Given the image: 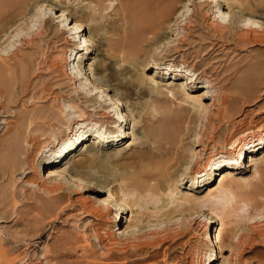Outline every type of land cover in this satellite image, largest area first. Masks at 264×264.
Listing matches in <instances>:
<instances>
[{
  "label": "rangeland",
  "instance_id": "1",
  "mask_svg": "<svg viewBox=\"0 0 264 264\" xmlns=\"http://www.w3.org/2000/svg\"><path fill=\"white\" fill-rule=\"evenodd\" d=\"M200 1L172 0L175 13L164 23L162 32L167 39L157 46L159 49L155 48L160 65L146 72L154 76L156 68H160V75L166 74L158 81L165 85L182 83L191 95H213V99L203 101L211 106L209 114L199 119L195 109L187 104L175 107L165 92L157 97L150 86L144 88V83L142 90L130 88L144 77L139 70L147 55L145 48H140L130 56L132 64L122 61L120 40L131 28L124 12L127 0H0V67L5 65L12 72L11 100L4 98L0 91V264H204L205 261L209 264L207 233L209 231L213 239L215 231L221 228L220 222L211 229L206 228L204 219L213 217L211 212L196 207L190 211L194 213L193 219L185 216L168 227L152 224L135 234L124 235L122 231L127 227L130 214L125 213L121 221H115L116 209L108 212L95 199L85 197L82 191L90 183L103 189L102 194L89 193L90 196L111 195L110 200L121 205L127 199L128 178L143 170L137 167L141 162L137 154L154 145H168V141L164 142L166 137L174 138L176 174L182 164L191 166L194 174H198L211 158L227 151L234 143L242 142L250 132L264 130V0H239L253 17L248 14L241 17L237 5L229 8L224 0H220L225 2L221 10L216 7L211 10L210 5ZM63 10L68 17L72 15L64 26L79 20L86 27L84 36L104 44L101 54L90 55L74 48L77 45L69 42L70 35L60 31L58 22L62 18L56 19ZM81 10L83 18H74ZM91 13L99 19L100 31L90 30L95 23L87 21L86 15ZM214 17H219L218 21ZM48 18L53 29L47 26ZM239 25L251 29L246 26L245 30L236 31L241 38L236 40L237 44L215 47L221 36H229L230 28ZM253 25H259L260 29L252 28ZM94 62L101 67V74L109 72L119 80L118 84L129 90L127 98L114 107L117 112L129 113L133 118L125 127L132 135L125 139L121 135L115 147L104 145L99 152H82L83 144L90 141L87 144L90 145L96 140L91 132L90 138L84 136L80 140L83 144L67 155L65 162L48 166L50 162L45 155L51 156L54 152H48L51 138L57 141L55 150L58 151V141L67 138L71 129L76 132L82 127L85 133L116 123L108 117L102 103L87 99L91 96L90 87L74 82L75 85L70 76L71 73L86 79L87 76L79 75L80 71L89 75ZM174 72L180 73L178 78ZM204 72L214 79L211 92L205 88ZM200 74L201 79L194 84ZM188 75L192 83L186 86ZM67 96L73 97L75 103ZM93 104H97L98 109ZM168 107L174 112L171 117L163 112ZM92 109L100 110V114L108 118L98 119ZM153 112L160 116L159 123ZM97 122L100 126L96 127ZM53 123L58 126L54 128ZM133 132L144 136L143 144L133 137ZM252 152V146H246L235 161V167L243 168L241 177L251 183V187H241L242 192L233 186L239 203L244 199L240 192L251 191L256 196H249V200L245 197L252 205L248 211L251 218L243 223L248 215L242 214V220L238 216L228 220V224L233 223V227L229 226L235 228L237 239L232 242L234 255L223 252V258L228 261L225 264H229V260L234 264H264V210L260 209L264 207V145L261 150ZM235 155H230V159L234 160ZM69 160L75 163V174L84 179L83 184L69 187L62 176L45 180L48 171L59 170ZM256 170L258 176L254 174ZM216 171L217 175L212 176L207 186L196 190L208 178L199 179V184L190 179L180 188L181 194L202 199L208 193V186L219 184L220 174L232 172L234 168L222 166ZM214 254L219 255L216 246ZM213 264L224 262L219 258Z\"/></svg>",
  "mask_w": 264,
  "mask_h": 264
},
{
  "label": "bare ground",
  "instance_id": "2",
  "mask_svg": "<svg viewBox=\"0 0 264 264\" xmlns=\"http://www.w3.org/2000/svg\"><path fill=\"white\" fill-rule=\"evenodd\" d=\"M224 1L229 4L228 5L229 8L233 7V5H237L236 8H238V14L241 17L244 15L247 16V14L248 16L249 15L252 16L251 14H249L251 12L247 10V7H245L241 1L239 0H224ZM171 3H172V0H127L126 2L127 6L125 7L124 12H125V16L127 17V21L131 25V28L128 29L124 38L120 40L121 43L119 45L120 46L119 48L121 49L122 47L121 53L123 54L121 58L123 62L128 63L130 65L132 64V62L130 61L129 58L131 55H133L132 53L139 51L140 48H145L147 58L145 60V63L140 64V70H139L140 76L144 75V77L142 78L139 77L141 80L137 78L136 79L137 81L140 80L139 83L135 80L137 84L133 83L134 84L133 87L130 86V88L135 87L136 89L138 88L142 90L143 89L142 83H144L143 85L144 88L146 89L147 88L146 86L148 87L150 86V89L153 90L156 96L157 94H162L163 92H165L166 97H168L172 101L175 107L177 108L184 107L187 104V107H192V109H195L196 117L198 116L200 119L202 116H207L209 114V110L211 107V106L210 107L207 106L205 102L203 101L206 99H213L214 98L213 95L211 96L191 95L186 92V88L184 87V84L182 83L174 84L173 82L171 84L168 83V85H165V83L158 81L159 79L162 80L164 75L166 74L164 72L162 73V76H161L160 75L161 73L159 72L160 68H156L155 70L156 73L154 76H150L148 74L146 75V72H149L155 69V67H159L160 65L159 54L157 53L158 51L157 49H159V47L157 48V46H159L162 42L165 41V39H167V37H165L164 33L162 32H163L164 23L167 21V19H169V17L173 13H175L174 6H172L173 3L172 4ZM200 3L205 4V5H210L211 10L213 9V7H216L217 10H219L221 6H223L222 1L220 0H201ZM81 14H83L82 10L78 14H75L73 17L75 18V16H78V18L79 17L83 18ZM67 15L68 14H66L65 10H63L60 16H58L56 19L62 18L60 22H58L60 25L59 26L60 31L70 35L69 42H71V44L77 45L74 48L79 51L85 50L86 54H90V55L92 53L95 54V52L97 55L101 54L103 52L102 47L104 46V44L101 41H97V42L91 41L89 39L90 37L84 36L82 33L85 31L86 27H83V25L79 22V20H75L72 23L64 26V24L68 23L69 18L70 17L72 18V15L70 16L69 14L70 17H68ZM222 16L226 17V14L223 13ZM86 19L87 21H90L91 23H95L92 25L90 30H93V31L101 30V26L97 25V22L99 19L96 18L95 15H93L92 13L89 15H86ZM214 19H216L215 21H218L219 17H214ZM46 22H47V26L50 27V29H53V27L51 26L52 24L50 25L51 19L48 18ZM243 22L245 23V19L243 20ZM243 22H238V23H243ZM246 22H247V19H246ZM249 23H251V20H249ZM226 25L229 28L228 24ZM246 26L247 25H245V27ZM254 26H257V29H260L258 28L259 25H253L252 28ZM245 27L240 26V25L234 26V27L232 26V28H230L231 33L229 34V36H226L225 34L219 38V42L217 43L218 44L220 43V45L221 44L222 45L219 46L218 44H216L215 47L217 46V48L219 47L221 48L223 46H226L227 44H233V45L237 44L236 40L238 39L241 40V38L237 36L236 31L239 28L244 29ZM155 48L157 49L155 50ZM109 49L115 50L114 47H110ZM67 50L69 51L70 49H67ZM92 66H94V69L90 70L89 75L83 74V70L80 71L79 75L87 76L86 79L80 76L75 77L71 73H70V76L72 77L73 83L75 82L76 84H79L81 87L82 86L90 87L91 91L90 93L89 92L88 93L91 96H88L87 99H91V102L99 101L98 103H102L103 108L106 109L107 111L106 113L109 115L107 116L110 117L112 120H116V123L111 127L102 129L101 126L99 125V122H97L95 123V126L96 127L100 126V128L98 127V130L93 131L92 130L93 128H92L91 131H87L85 133H83L82 127H80L76 132L71 129L69 133H67V138H65L62 141H58V144L60 145L58 151L55 150L57 147L55 146L57 141H54L51 138L50 146H49V148L51 147V149L48 152H51L52 150H54V152H53V155L51 156H47V154L45 155V158H47V160H49L50 162L48 166L55 165V164L61 165V163L65 162L67 155L76 151L74 149L75 148L77 149L79 146L83 144V142L80 140L83 139L84 136L89 137V135H91V132L92 134L93 133L95 134L94 136L96 140H94V142H92L90 145H87L90 143V141H88L86 144H83L85 148L82 152H90V151L99 152L98 149H100L101 147H103L104 149L105 148L104 145L105 146L107 145L106 148L114 146L115 145L114 143H117L120 140L121 135H124V139L132 135L131 133L126 131L128 129H126L125 127L128 121L129 122L131 120L133 121V118L131 117V115H129V113L123 114L121 111H118V112L116 111V107H117L116 105H118V102H122V100L127 98L126 94L128 93L129 90H127V88L124 89L123 88L124 85L122 86L121 83L118 84L119 80L117 81V79L111 77L109 72L105 71L104 74H101L100 73L101 67L99 68V65L96 64L95 62ZM167 74H171V73L167 72ZM173 74L175 75V78H178V76L180 75V73L178 72H174ZM11 76H12V72L9 69V67L7 68V66L5 65L0 67V91L2 92L4 98H6L7 100H11L12 98ZM188 76L189 77L186 78V86L192 83L191 76L190 75ZM200 76L201 74L194 80V84L198 83L197 80L201 79ZM202 78H204V80H206L207 82L206 84L207 86L205 87L206 89L210 91L211 89L214 88L211 86L214 83V79L212 76L207 75L205 73L202 76ZM60 79L62 80V78ZM83 81L85 82L83 83ZM100 84L101 86H98ZM162 87H164V90L162 89ZM80 93L81 92H79L78 94ZM107 93H111L112 95H109ZM100 94L101 96H99ZM85 95L87 96L88 94H85ZM97 96L98 98H96ZM67 98L72 104L75 103V101L72 100L73 97L70 98L67 96ZM101 98L105 99L104 102L101 100ZM212 105H214V103ZM93 107L97 108V104L95 105L93 104ZM158 108L155 107L156 110ZM168 108H167L168 111L167 110L163 111V112H166V114H168L167 117H169L170 114L174 113V112L172 113V111H170V108L169 109ZM97 109L96 110L92 109L91 112H96L95 114L97 115L98 119L104 121L105 119L108 118L106 115L100 114L101 111L100 110L97 111ZM158 110L161 111V109H158ZM81 117L84 118L85 115H82ZM152 117H153V114H152ZM154 118L156 122L158 123L161 120L160 116L157 114H155ZM80 121H84V120L81 119ZM46 122L48 123L50 121H46ZM57 126H58L57 124L56 125L54 124L53 127L55 128ZM32 130H34V125H33ZM53 135L55 134H51L52 137ZM133 137H137L136 140H139L141 144L144 143L143 142L144 136H139L137 132L133 134ZM166 138L167 140H164V142L168 141L169 142L168 145L167 143H165V145L164 144H158L156 146L154 145L150 149L143 150L137 154L139 161H141L139 163L137 162L138 163L137 167L143 170L141 171L139 170V172L137 173L134 172L136 174L133 177L131 176V178H128V181L130 183L128 182L129 184L125 186V191L127 193L125 194L127 196V199L125 201H122L123 204L121 205H119L118 203L115 204L112 200H110V199H113L111 195H109L108 197L90 196L89 193L91 194L92 193L93 194L103 193V189L102 188L99 189L95 185H93L94 189L92 190L91 188H93V186H91L90 183L89 185H87V187L83 188L82 191L84 194H86L85 197L92 198L93 200L95 199V201H97L98 204L103 205L108 212L111 213L114 209H116L114 210L115 211V214H114L115 221L116 220L121 221L123 217L122 215L125 213L130 214V219L127 223V227L125 228V231H122L124 235L125 234L126 235L135 234L139 232L138 230L141 229L142 227L143 228L148 227V226H151L152 224H156L158 227H160V225H164L165 227H168L175 222H179L181 220V217H185V216H186L185 218L191 217V219H193L192 216L194 215V213L191 214L190 211L194 210L196 207H199L200 211L211 212L213 217L204 219L206 228L211 229L212 226L218 222L221 223V228L219 229V231L218 230L215 231L213 239H212V234H210L209 231L207 233L206 242H207V251H208L207 255L209 259V264H213L214 261H216L219 258L223 259V262L225 264L228 261H227V258H223V252L224 253L230 252L231 256L234 255L235 249L233 247L232 242H234L233 240L237 239L235 228L234 229L230 228L233 223L231 224L230 222L232 221H229V224H231L229 226L228 220L236 219V216L240 218V215L242 214L248 215V211L250 210V208H252L251 207L252 205L250 206V203L249 204L247 203L248 201L245 200V197H247L246 199H248L249 196L251 197L253 195V193L251 191L248 193L246 192L242 193L243 191L241 189V187L243 188L251 187L252 184L249 182H246L247 180L244 179V177H241V175L243 174V168L235 167L237 165L236 162L239 160V158L243 154V151L245 150L246 146H252L253 152L251 154H254L256 152V149H258V151L261 150V146L264 145V130L261 129L258 132H250L249 135H247V137L245 138V140H243L242 142L238 141L234 143V145H232V147L228 149L227 151L225 152L223 151L221 152V154H218L215 157L211 158L207 165L202 166L201 171L198 174H194L192 167L187 166L186 164H182L180 168L178 167V171L180 172L176 174V171H175L176 168L173 166L176 160L175 159L176 157L175 149L172 146V144L174 143L173 141L174 138L173 139L170 137H166ZM13 146L14 145L11 144V147ZM251 154H249V156L252 158ZM230 155H235L234 160L230 159ZM227 159H229L228 162H226ZM74 165L75 163L69 160L59 170L48 171L47 177L45 180H52V179H56L62 176L65 179V182L67 183L69 187L73 188L76 184H79L80 186L81 184H83L82 180L84 179L83 178L81 179L80 176H77V174H75L76 172L74 171V168L76 167H74ZM222 166H228L230 168H234V171L232 172L227 171V172L220 174L218 176V177H221L219 184L217 186H208L207 187L208 193L202 199H200L199 197H198L199 199L198 198L195 199L196 197L194 195L185 196L181 194L183 192H181L182 190L180 188L184 185L186 186L187 182L190 179L198 181L199 179L208 178L207 180H204V182L202 183V186H199L196 190L200 189L201 187L207 186L209 183L212 182V176H214L217 173L216 171L217 168L222 167ZM254 174L257 175V170L254 172ZM163 182L164 184H162ZM84 184L86 183L84 182ZM161 184L164 186H162ZM197 184H199V181ZM234 185L236 186L235 188H239L241 189L240 191H242V192L239 191L241 194L240 197L244 199H241L240 203L236 200V198L237 197L239 198V196L235 194L236 190L235 188H233ZM258 185L261 186L262 183ZM62 190H65V188H63ZM243 200L246 202H243ZM59 201H61V199H59ZM258 201L260 200L258 199ZM254 206H253V210L255 209ZM263 208H260V209H262L263 211L264 210ZM260 209L259 210L256 209V210L260 211ZM253 210L251 209V211ZM196 214L198 215L200 214V212ZM250 218H251V214L248 215L247 217H244V219L242 218L243 223L248 221ZM226 226H229V228L225 229ZM215 246L218 247L219 255L214 254ZM46 255L44 256L46 257ZM204 264H207L206 261ZM229 264H234V263L232 262V260L231 261L229 260Z\"/></svg>",
  "mask_w": 264,
  "mask_h": 264
}]
</instances>
